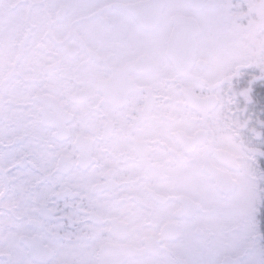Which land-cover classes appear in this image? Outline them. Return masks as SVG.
<instances>
[{
  "label": "snow or ice",
  "instance_id": "6c2138e0",
  "mask_svg": "<svg viewBox=\"0 0 264 264\" xmlns=\"http://www.w3.org/2000/svg\"><path fill=\"white\" fill-rule=\"evenodd\" d=\"M0 264H264V0H0Z\"/></svg>",
  "mask_w": 264,
  "mask_h": 264
}]
</instances>
